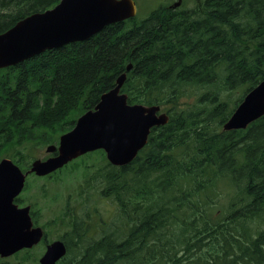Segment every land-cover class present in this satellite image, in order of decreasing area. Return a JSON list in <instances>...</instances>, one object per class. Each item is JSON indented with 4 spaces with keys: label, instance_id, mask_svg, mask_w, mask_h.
Listing matches in <instances>:
<instances>
[{
    "label": "trees",
    "instance_id": "16d2710c",
    "mask_svg": "<svg viewBox=\"0 0 264 264\" xmlns=\"http://www.w3.org/2000/svg\"><path fill=\"white\" fill-rule=\"evenodd\" d=\"M58 1L0 0V33ZM129 64L127 102L158 105L169 120L132 162L95 172L119 236L84 245L73 221L77 263L264 264V116L222 130L239 95L264 80V0L160 7L0 70V150L53 143Z\"/></svg>",
    "mask_w": 264,
    "mask_h": 264
},
{
    "label": "water",
    "instance_id": "95a60500",
    "mask_svg": "<svg viewBox=\"0 0 264 264\" xmlns=\"http://www.w3.org/2000/svg\"><path fill=\"white\" fill-rule=\"evenodd\" d=\"M174 3L172 7L179 4ZM133 0H60L53 8L33 13L0 33V69L25 61L48 49L88 40L104 27L133 17ZM131 70V64L126 71ZM126 79L122 73L116 85L101 95L94 110L81 115L74 127L59 137V143L46 147L55 155L36 159L27 172H22L10 159L0 160V257L11 256L31 248L43 237L39 227H33L30 207H18L14 202L24 187L28 173L48 175L85 153L103 150L114 166L133 161L146 145L152 128L168 121L160 107L128 104L121 93ZM264 116V80L248 91L223 125L224 131L244 130ZM66 254L61 240L46 245L39 264H57ZM76 264V263H72Z\"/></svg>",
    "mask_w": 264,
    "mask_h": 264
},
{
    "label": "rangeland",
    "instance_id": "374dc122",
    "mask_svg": "<svg viewBox=\"0 0 264 264\" xmlns=\"http://www.w3.org/2000/svg\"><path fill=\"white\" fill-rule=\"evenodd\" d=\"M134 1L138 6V17L142 18L150 10L161 4L167 5L173 0ZM197 3L194 0H185L183 8L191 11ZM237 97L236 93L230 96L231 99ZM58 138L59 136L51 144L57 145ZM46 146L47 144H40L34 147L32 143L7 146L0 150V160L10 159L23 170H28L33 160H43L50 156L45 153ZM107 167L105 154L96 151L77 158L59 172L46 177L28 175L26 189L18 196L17 205L30 207V212L36 216L34 224L45 234V242H40L29 250H21L9 257L0 258V264H39L46 244L55 240L70 242L73 248L69 250L65 261L77 263L82 249L76 247L79 244L71 234L73 221L81 231H85L81 243L84 245L98 240L103 234L114 232L119 236L117 206L112 197L102 196L101 191L105 185L100 175H95L97 169Z\"/></svg>",
    "mask_w": 264,
    "mask_h": 264
},
{
    "label": "flooded vegetation",
    "instance_id": "af4514ba",
    "mask_svg": "<svg viewBox=\"0 0 264 264\" xmlns=\"http://www.w3.org/2000/svg\"><path fill=\"white\" fill-rule=\"evenodd\" d=\"M181 5H183V3L181 4V3H179V5H178V7H176V8H180L181 7ZM165 6V5H164ZM165 8H168V9H171L172 8V2L171 3H169V4H167L166 6H165ZM175 8V9H176ZM58 264H63V263H58Z\"/></svg>",
    "mask_w": 264,
    "mask_h": 264
},
{
    "label": "bare ground",
    "instance_id": "6f19581e",
    "mask_svg": "<svg viewBox=\"0 0 264 264\" xmlns=\"http://www.w3.org/2000/svg\"><path fill=\"white\" fill-rule=\"evenodd\" d=\"M197 5L201 2L200 0L197 1ZM212 11V10H211ZM215 27V26H214ZM229 63V62H228ZM201 76V75H200ZM237 79V78H236ZM231 81V80H230ZM238 83V82H237ZM180 87V86H179ZM238 105V104H237ZM217 106V105H216ZM206 120V119H205ZM240 135V134H239ZM224 140V139H223ZM245 141V140H244ZM234 142V141H233ZM254 145V144H253ZM227 155V154H226ZM225 158V157H224ZM166 163V162H165ZM245 175V174H244ZM199 186V185H198ZM184 202V201H183ZM164 244V243H163Z\"/></svg>",
    "mask_w": 264,
    "mask_h": 264
},
{
    "label": "snow or ice",
    "instance_id": "6c2138e0",
    "mask_svg": "<svg viewBox=\"0 0 264 264\" xmlns=\"http://www.w3.org/2000/svg\"><path fill=\"white\" fill-rule=\"evenodd\" d=\"M2 167H3V166H2V165H0V169H2Z\"/></svg>",
    "mask_w": 264,
    "mask_h": 264
}]
</instances>
